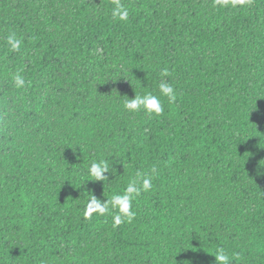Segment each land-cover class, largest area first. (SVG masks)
Wrapping results in <instances>:
<instances>
[{"label": "trees", "instance_id": "obj_1", "mask_svg": "<svg viewBox=\"0 0 264 264\" xmlns=\"http://www.w3.org/2000/svg\"><path fill=\"white\" fill-rule=\"evenodd\" d=\"M120 3L0 0V264H264V0ZM139 174L131 223L85 216Z\"/></svg>", "mask_w": 264, "mask_h": 264}, {"label": "clouds", "instance_id": "obj_2", "mask_svg": "<svg viewBox=\"0 0 264 264\" xmlns=\"http://www.w3.org/2000/svg\"><path fill=\"white\" fill-rule=\"evenodd\" d=\"M216 2L226 3L227 0H216ZM236 2L243 5L246 0H236ZM112 16L120 21H126L128 19V9L120 3V0H116V6L112 11ZM7 43L11 51L18 52L21 49L22 41L16 37L15 33L7 37ZM167 74V70H164L163 75L166 76ZM13 82L18 88H22L25 85V79L19 73L14 75ZM159 92L167 97L170 103L176 100V92L173 85L170 83L161 82L159 84ZM124 107L130 112L143 110L148 114L157 116L161 115L164 111L161 99L151 92H147L143 95L135 94L132 99L127 98ZM155 171L156 169L153 168L152 172L155 173ZM109 172L110 167L107 161L92 162L89 166L88 174L93 180L89 181H105L107 180L105 173ZM152 187V177L139 174L137 180H133L127 185L122 195H113L110 201L106 199L105 202H101L99 199L91 196L85 209V216L91 217L94 213L104 216L110 214L111 210H115V214L113 215V223L115 226H119L124 223L125 220L131 223L136 216V213L132 210L133 200L142 190L149 191ZM213 257L215 258V264H231V258L223 248H217Z\"/></svg>", "mask_w": 264, "mask_h": 264}]
</instances>
